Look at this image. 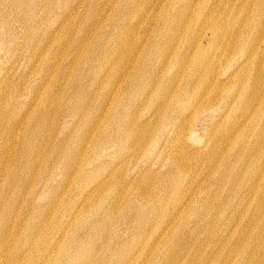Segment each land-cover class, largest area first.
Segmentation results:
<instances>
[{
    "label": "rangeland",
    "instance_id": "374dc122",
    "mask_svg": "<svg viewBox=\"0 0 264 264\" xmlns=\"http://www.w3.org/2000/svg\"><path fill=\"white\" fill-rule=\"evenodd\" d=\"M261 15L264 0H0V32L9 46L0 50V92L6 93L0 98V197L7 201L0 207V233H8L0 264H61L50 261L52 243L88 234L113 202L129 207L130 217L138 215L154 236L170 220L184 182L191 181L197 197L225 194L221 175L230 177L238 148L247 152L259 137L249 115L264 105V64L258 99L244 83L255 59L242 42L234 51L238 44L229 32L213 40V31L240 18L255 23ZM203 49L210 56L198 72ZM44 105L48 111L37 127ZM180 116L183 129L175 136ZM228 130L238 134L239 145L228 143ZM214 145L221 150L215 173L199 159ZM26 149L30 156L22 157ZM180 149L195 170L175 166ZM7 175L27 181L20 197L4 192ZM15 212L22 215L16 222ZM121 214L102 218L114 236L130 234L138 221L125 228ZM192 220L188 207L177 222L188 221L187 229ZM192 235L184 231L188 241ZM113 253L107 251V262Z\"/></svg>",
    "mask_w": 264,
    "mask_h": 264
},
{
    "label": "bare ground",
    "instance_id": "6f19581e",
    "mask_svg": "<svg viewBox=\"0 0 264 264\" xmlns=\"http://www.w3.org/2000/svg\"><path fill=\"white\" fill-rule=\"evenodd\" d=\"M187 4L189 3H185L182 8H186L185 6H188ZM211 16H214L219 22L222 20V16L219 14L217 15L215 12H213ZM253 25L255 26L254 30L249 28ZM213 26L215 27V25ZM216 27L218 28H215L213 31V40H218L225 33L229 32L230 41H236L235 45L238 44V46H235L236 48L234 47L235 49L233 48L234 51L238 50L240 44L243 43L245 51L248 53L246 55L255 59L254 71H248L249 78L247 79L248 81L246 80L244 83H246L245 87L247 88L249 96L252 95L258 99H262V83L258 82L257 73L262 64H264V60L261 59L264 52H261L259 48V44L264 42V34L262 32L264 31V15H261L259 21L255 23L250 19L243 20L240 18L236 20L233 25L226 24L225 29L221 32V27ZM199 33L198 31L195 36H198ZM57 36L58 35H56L55 39ZM57 40H55L53 44H56V42H58ZM197 40L196 38V41ZM5 41L6 35L0 32V50L9 52V46L6 47ZM35 56L39 57L38 55ZM209 56L210 50L203 49L201 51L197 63L198 72L203 71L205 59ZM210 68L212 69L213 66H210ZM233 74H237L235 77L241 79L237 71ZM98 86L101 87L102 85ZM210 87L211 85H209L208 89ZM2 90H4V88H2ZM5 94L0 92V98L4 99L6 97ZM91 98H93V95H91ZM200 99V97L196 98L195 102H199ZM251 99L252 98L246 99V106L250 107L252 105L253 102H251ZM11 102L12 100L10 103ZM261 106L262 104L249 115L253 124H256V134L259 137L250 140L248 143L249 146L246 149L247 152L243 153L241 147L238 148V154L236 156L238 166L232 168V170L228 169L230 177L227 178L224 173L219 179L220 182L218 184L224 185V193H227L226 195H219V193L214 190L211 196L206 195L197 197V193L189 189L191 187V181L184 182L181 186L182 189L178 192L181 193V195L177 194L175 196V205L172 207L170 220L166 226L154 236L147 235V224L144 225V221H141L138 215H136V217H130L132 211L128 209L129 207L120 204V202L114 205L115 202H113L110 206L105 208L103 215H107L108 218L114 215L117 210L119 213L122 212L120 216V218H122L121 225L125 226V228L130 226V221L134 218L138 220L130 234L123 235V231L115 233L114 236L111 234L113 227L106 225L109 220L107 219L105 223H103V215H100L97 218L99 224L91 226L88 234L79 233L78 236L67 234L66 240L63 243H52V252L49 256L50 261L60 259L61 264H73V262L76 264H118L120 261H124L126 264H264V105ZM176 110L180 112L181 108H177ZM38 111H41V116L35 123L37 127L40 126L41 122L43 123L45 112L48 111V107L46 105L41 106ZM246 115L248 116V114ZM251 119L249 120L251 121ZM167 121H169V119ZM181 121L182 116L178 117L173 124V134L177 132L175 136L181 133V131L179 132L180 128L183 127ZM121 124L123 127L126 126L125 121ZM45 127L44 124H42L41 129ZM121 132L122 135L125 136V132L123 130ZM234 134L235 133L228 130L226 132L228 136L227 141L230 144L239 145L237 141L238 134L235 136ZM37 135H40L39 132ZM241 143L242 142H240V144ZM178 148L179 147H177V149ZM28 153L29 151L26 149L22 157L30 156ZM220 153L221 150L214 145L199 159L204 161L208 160L212 172L215 173L220 166L218 162ZM175 156L174 163L179 170L194 169V166H188V164H190L189 156L181 149L175 151ZM31 161H35L34 156ZM26 182L25 180H18L17 183L16 176L7 175L3 188L4 192L12 195L17 194L20 197L23 194L21 192V186ZM211 186H215V184L211 182ZM24 188L25 187H23V189ZM123 195L124 194H120L116 197L122 199ZM6 202L7 201L0 197V207ZM188 207H191V215L193 217L191 228H187L191 230L193 234L190 241L184 236V231L187 229H182V227L186 226L188 221H185L183 224H181L180 221L177 222L181 214H183ZM98 211H101V208L95 209L92 215H85V222L88 223L90 220H93ZM208 214H211V216H209L211 219L207 217ZM21 216L19 212H15L14 222ZM85 222L81 224H85ZM78 226L76 227L78 228ZM105 226H107V228ZM80 229L81 227L77 230L79 231ZM126 231L128 232V230ZM101 235L104 236V242H99L97 240ZM179 235L182 236L180 237ZM107 236L111 239L107 238ZM7 240L8 233H0V251L3 250L2 248ZM72 240L74 243L71 242ZM65 243H70L69 248L62 250V246L65 245ZM105 246L108 249H105ZM57 247L58 250L55 252ZM108 250H114L113 256L109 259L110 262H107V257L105 256ZM97 254L100 255V258L102 257L100 261L94 258ZM116 258H119V260H116ZM48 261L49 259H44L43 264H47Z\"/></svg>",
    "mask_w": 264,
    "mask_h": 264
}]
</instances>
